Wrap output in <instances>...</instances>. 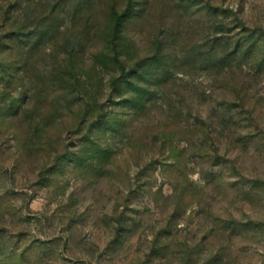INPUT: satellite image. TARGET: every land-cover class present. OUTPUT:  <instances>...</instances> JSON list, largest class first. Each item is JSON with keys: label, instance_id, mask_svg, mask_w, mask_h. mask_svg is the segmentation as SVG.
Wrapping results in <instances>:
<instances>
[{"label": "rangeland", "instance_id": "374dc122", "mask_svg": "<svg viewBox=\"0 0 264 264\" xmlns=\"http://www.w3.org/2000/svg\"><path fill=\"white\" fill-rule=\"evenodd\" d=\"M0 116V264H264V0H0Z\"/></svg>", "mask_w": 264, "mask_h": 264}, {"label": "trees", "instance_id": "16d2710c", "mask_svg": "<svg viewBox=\"0 0 264 264\" xmlns=\"http://www.w3.org/2000/svg\"><path fill=\"white\" fill-rule=\"evenodd\" d=\"M22 72H23V70H21ZM23 95H22V98L25 100V98H28V94H26L24 91L23 92H21ZM4 98H6V102H8V100L9 99H11V96H10V94L8 95V94H4ZM5 107H6V105H5ZM22 111V110H21ZM15 113H17V111L15 110ZM22 113V112H21ZM17 119V117H14V118H8V116H0V127L2 126V125H5V124H7V122L8 121H11V122H13L14 120H16ZM15 133V132H14ZM15 139H16V141H18V142H20V143H22V144H25V143H27V140H26V138H25V142L20 138V135L18 136L17 134H15Z\"/></svg>", "mask_w": 264, "mask_h": 264}]
</instances>
